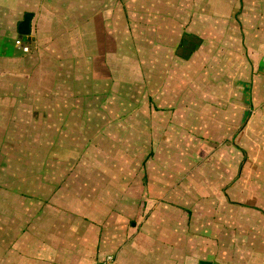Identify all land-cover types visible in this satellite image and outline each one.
I'll return each mask as SVG.
<instances>
[{
	"label": "crops",
	"instance_id": "1",
	"mask_svg": "<svg viewBox=\"0 0 264 264\" xmlns=\"http://www.w3.org/2000/svg\"><path fill=\"white\" fill-rule=\"evenodd\" d=\"M152 1L0 0L1 175L14 172L10 159L50 161L67 129L83 137L127 107L136 93L114 72L121 60L160 65L175 45L194 98L189 146L155 153L149 183H118L126 170L114 171L90 203L62 184L42 200L0 187V264H264V0H191L174 44L148 29L172 33ZM24 13L27 35L17 32ZM184 34L185 57L176 49ZM21 141L31 145L22 156L12 147ZM24 202L42 211L20 216Z\"/></svg>",
	"mask_w": 264,
	"mask_h": 264
},
{
	"label": "rangeland",
	"instance_id": "2",
	"mask_svg": "<svg viewBox=\"0 0 264 264\" xmlns=\"http://www.w3.org/2000/svg\"><path fill=\"white\" fill-rule=\"evenodd\" d=\"M190 1L153 0L151 5L153 8L156 6L163 9L164 7L163 22L169 26L172 25L170 27L172 33H167L168 25L161 28L160 24H150L151 28L148 29H158L157 32H160L161 38H164L165 41L170 40L174 44L175 23L187 20V6ZM197 2L195 1V3ZM177 8L184 11L185 15H175ZM157 16L156 18L162 21V18ZM132 29L134 28L132 27ZM217 37V35H212L213 39ZM174 47L175 45L170 49L169 54H165L167 62L164 60L160 65L154 64V66L149 65L148 67L146 64H141L140 69L138 66L139 57L133 58L131 64L123 63L121 60V63L115 66L114 72L121 79H128L121 80L124 82L122 84H125L126 89L132 88L133 93H136V98L130 99L127 107H122L120 111L108 110L113 112L112 119L103 120L98 125L87 124L83 129V137L76 138L75 133L67 129L68 143L53 144L48 150L52 153L50 161H30L29 165L26 163L27 167L24 162H19L18 159H10L6 163V170H14V172L10 174L8 171L6 175L0 174V187H4L5 190L16 187L20 198H24L28 194L42 200L50 192V189L53 190L55 186L62 184L72 197H75L76 194L84 195L82 198L84 203H90L88 200H95L98 195V193L92 192H99V187L105 186L111 180L114 171H121L124 174V170H126L123 178L116 176L118 183H124L127 179L129 183H149L155 179L156 177L152 174L153 170L150 168L151 164H154L155 153H179L178 150L182 153L189 146L186 144L188 143L187 125L190 116L187 108L189 103H194V98L191 101L187 99L190 88L187 78L189 67L187 62L177 60ZM120 72H132L130 79L120 75ZM161 76L167 79L163 83L160 82ZM179 103H185V105L179 107ZM195 103H200V101ZM141 105L147 107L139 112ZM154 105H157L159 109ZM133 106L136 107L131 108ZM87 115L85 119L91 121L92 114ZM93 115L95 114L93 113ZM100 117V119H104L106 116L101 112ZM27 146L31 145L22 141L18 145H12L15 153L17 154L19 150L21 156L22 152L25 153L24 155L28 153ZM34 148L36 152L43 151L42 144H37ZM46 148L49 149L48 145ZM198 151L199 148L196 149V153ZM145 171L148 172V175ZM143 174H145L144 177ZM19 209L20 216L22 214H39L42 211V207H27V203ZM59 211L63 212L60 209Z\"/></svg>",
	"mask_w": 264,
	"mask_h": 264
},
{
	"label": "water",
	"instance_id": "3",
	"mask_svg": "<svg viewBox=\"0 0 264 264\" xmlns=\"http://www.w3.org/2000/svg\"><path fill=\"white\" fill-rule=\"evenodd\" d=\"M30 13H24L23 18L17 24V32L21 35L29 34L30 27ZM197 264H216L211 261L199 260Z\"/></svg>",
	"mask_w": 264,
	"mask_h": 264
},
{
	"label": "trees",
	"instance_id": "4",
	"mask_svg": "<svg viewBox=\"0 0 264 264\" xmlns=\"http://www.w3.org/2000/svg\"><path fill=\"white\" fill-rule=\"evenodd\" d=\"M188 37L189 36L187 34H184L183 37L181 38L180 42L178 43V48H176L177 50L180 49V51H181L180 53L184 57L188 54V49L193 44L192 41L189 40ZM174 53H175V49H174Z\"/></svg>",
	"mask_w": 264,
	"mask_h": 264
},
{
	"label": "built area",
	"instance_id": "5",
	"mask_svg": "<svg viewBox=\"0 0 264 264\" xmlns=\"http://www.w3.org/2000/svg\"><path fill=\"white\" fill-rule=\"evenodd\" d=\"M15 43L20 47V49H21L23 52H27V51H29V47H28V45L20 43L19 40H16ZM105 262H106V264H113V263H112L113 261H112V259H111L110 256H106V257H105Z\"/></svg>",
	"mask_w": 264,
	"mask_h": 264
}]
</instances>
